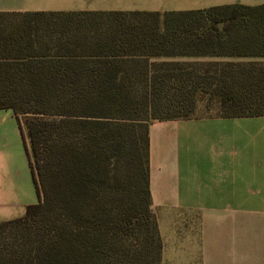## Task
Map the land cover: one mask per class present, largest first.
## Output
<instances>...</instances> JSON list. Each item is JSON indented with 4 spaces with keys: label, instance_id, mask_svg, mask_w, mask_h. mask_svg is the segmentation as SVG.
<instances>
[{
    "label": "trees",
    "instance_id": "trees-1",
    "mask_svg": "<svg viewBox=\"0 0 264 264\" xmlns=\"http://www.w3.org/2000/svg\"><path fill=\"white\" fill-rule=\"evenodd\" d=\"M217 11L231 13L203 30L176 20ZM0 16L108 21L74 36L0 25V109L19 122L39 199L0 223V264H162L150 127L199 119L192 115L201 108H217L216 118L264 116V6ZM203 56L250 61H174ZM128 122L135 165L124 184L110 175L114 133Z\"/></svg>",
    "mask_w": 264,
    "mask_h": 264
},
{
    "label": "crops",
    "instance_id": "crops-1",
    "mask_svg": "<svg viewBox=\"0 0 264 264\" xmlns=\"http://www.w3.org/2000/svg\"><path fill=\"white\" fill-rule=\"evenodd\" d=\"M264 0H0V13H170ZM177 62H247L186 57ZM150 190L162 264H264V116L154 122ZM39 202L15 113L0 109V223Z\"/></svg>",
    "mask_w": 264,
    "mask_h": 264
},
{
    "label": "rangeland",
    "instance_id": "rangeland-1",
    "mask_svg": "<svg viewBox=\"0 0 264 264\" xmlns=\"http://www.w3.org/2000/svg\"><path fill=\"white\" fill-rule=\"evenodd\" d=\"M230 11H222V12H212V13H203V14H193L183 16L181 18H177V21H181L186 23L188 26L194 25L193 28L203 30L204 28H209L211 23L215 19H220L225 17L226 15L230 14ZM128 22H135L138 19L135 17H128ZM107 19H88L84 16H46V17H35V16H8V17H1L0 16V25L4 27H10L9 25L12 24L13 26L17 24H24L31 22L34 27L42 28L43 30L39 32V34L45 35H52V33H66L67 36H74L71 35L72 32L74 33V29L78 28H95V24L97 22L102 24ZM112 22V20H110ZM154 20L151 19V22ZM163 20L161 21V24ZM11 26V27H13ZM219 28H223V24L219 25ZM191 29V28H189ZM79 35V34H78ZM217 108H212V110H208L205 108H201L200 110L196 111L192 115V118H211V117H218L219 112L216 110ZM19 118L22 121L23 127L26 133V119L27 117L20 114ZM134 122H128L122 128H118L114 133V145L112 149V165H111V175L110 178L117 183H126L129 176L130 169L135 165L134 161V149L132 148L133 145V138L134 136V128L132 125Z\"/></svg>",
    "mask_w": 264,
    "mask_h": 264
}]
</instances>
